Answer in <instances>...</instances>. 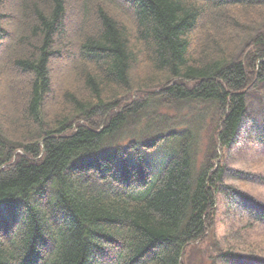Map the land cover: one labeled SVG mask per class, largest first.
<instances>
[{
    "label": "trees",
    "instance_id": "1",
    "mask_svg": "<svg viewBox=\"0 0 264 264\" xmlns=\"http://www.w3.org/2000/svg\"><path fill=\"white\" fill-rule=\"evenodd\" d=\"M71 1L0 0V37L21 20L0 112V264H187L234 192L224 153L264 87V0H75L72 35ZM63 54L77 56L72 90L56 91ZM225 248L209 264H264Z\"/></svg>",
    "mask_w": 264,
    "mask_h": 264
},
{
    "label": "rangeland",
    "instance_id": "2",
    "mask_svg": "<svg viewBox=\"0 0 264 264\" xmlns=\"http://www.w3.org/2000/svg\"><path fill=\"white\" fill-rule=\"evenodd\" d=\"M17 2L18 0H9L12 4ZM77 9L75 0H72L68 7V32L71 35L75 33V23L79 20ZM20 21L19 16L7 19L4 27L12 36L0 37V112L9 107L19 82L20 72L9 68L7 61L9 52L16 47ZM206 27L205 31H208L210 26L204 28ZM198 34L201 36L203 32L199 31ZM76 60L75 54L56 57V71L53 72L51 81L54 90H72L68 86H72L71 66ZM246 114L234 142L224 153L226 175L223 182L232 187L233 195L229 199L222 194L218 195L214 239L208 240L205 245L197 243L189 247L185 258L187 264H209L206 256H215L224 251L225 247H229L231 253L264 258V224L259 228L250 227L248 221L244 220L245 215L250 218L255 210L246 209L242 205L244 202L252 203L253 206L264 204V87L250 91Z\"/></svg>",
    "mask_w": 264,
    "mask_h": 264
}]
</instances>
